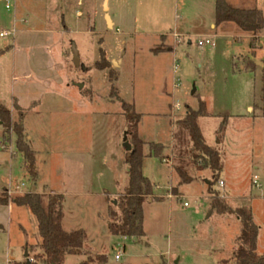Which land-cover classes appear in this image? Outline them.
Wrapping results in <instances>:
<instances>
[{"label": "rangeland", "instance_id": "374dc122", "mask_svg": "<svg viewBox=\"0 0 264 264\" xmlns=\"http://www.w3.org/2000/svg\"><path fill=\"white\" fill-rule=\"evenodd\" d=\"M63 2L15 0L7 11L0 0V32L16 28L13 38H0V103L9 109L16 99L27 110L23 126L35 153L42 206L64 195L63 230L84 233L81 254L66 256L64 264H218L230 257L240 223L211 209L210 174L193 167L187 135L174 141V122L187 106L196 110L200 103L207 115L197 124L222 161L223 185L213 188L230 207L251 211L256 253L264 254V32L253 37L230 23L209 29L214 0ZM229 2L264 15V0ZM206 39L213 45H197ZM72 43L79 68L72 62ZM156 48L166 50L155 53ZM101 51L117 74V95L111 96L107 70H86L101 60ZM116 96L140 117L139 139L163 145L168 156L166 162L143 160L153 196L142 205L141 242L106 229L109 214L119 220L117 200L127 185L123 137L132 124ZM81 97L82 105H76ZM33 102L37 106L28 110ZM6 137L0 126V142L7 147L0 149V180L29 188L14 139ZM142 151L147 155V145ZM175 166L195 179L180 183ZM10 207L8 213V205L0 203V264L33 262L41 254L36 221L27 208Z\"/></svg>", "mask_w": 264, "mask_h": 264}, {"label": "trees", "instance_id": "16d2710c", "mask_svg": "<svg viewBox=\"0 0 264 264\" xmlns=\"http://www.w3.org/2000/svg\"><path fill=\"white\" fill-rule=\"evenodd\" d=\"M226 23L235 25L241 32L253 37L264 32V15L258 8L232 5L227 0H214L215 26L218 27ZM164 50L166 49L156 48L153 51L157 53ZM1 53L2 51L0 50V55ZM249 66L251 67L250 64ZM90 68L107 70L109 82L111 83V96L113 94L117 95V90L114 86L117 74L110 70V64L105 59L103 51H101V60L86 70H90ZM116 97L121 103L123 115L129 122H132L127 131L130 151L125 154L123 159L127 172V185L117 200V208L120 214L119 220H115V214H109L110 221L107 222L106 229L112 236H121L141 242L145 237L142 205L147 198H152L153 196V185L142 173L143 160L148 157L166 162L168 156L164 154L163 145L152 142L145 143L139 139L136 126L140 117L134 113L132 105L126 104L118 96ZM36 106L37 103L33 102L28 110H32ZM12 110L16 112V120L12 119L10 110L0 103V126L3 128L8 142L13 137L15 150L22 157L23 170L27 181L31 185L23 195H16L11 199V203L15 206L27 208L36 221L41 254L36 256V259L29 264H64L66 256H78L81 254L84 233L82 230L69 232L63 230L60 196L49 197L46 207L42 206L40 195L36 191L38 171L35 153L26 140L23 126V118L27 110L20 108L16 101L13 102ZM206 115L207 111L204 103H200L196 110L187 106L182 118L174 122L177 132L174 134V141L180 140L183 133L187 135L193 167L197 171L207 170L210 174L207 191L211 198V209L218 215L235 216L240 223V233L235 239L234 250L228 259L222 260L218 264H264V254L258 255L256 253L258 228L253 223L251 211L244 207H230L219 198V192L213 188L220 181L222 161L218 152L205 143L197 124L198 118ZM226 125L227 121L224 119L220 124L219 134L224 132ZM144 145L148 147L147 155H144L142 151ZM173 169L179 177L180 183H190L195 179V177L188 175L181 166H175ZM33 187H35V191H32ZM153 200L159 201L156 197ZM0 203L8 205L7 196L3 192L2 196H0ZM99 259L102 260V263L105 262L103 256H100ZM9 264L27 263L13 262Z\"/></svg>", "mask_w": 264, "mask_h": 264}, {"label": "built area", "instance_id": "2783aa9c", "mask_svg": "<svg viewBox=\"0 0 264 264\" xmlns=\"http://www.w3.org/2000/svg\"><path fill=\"white\" fill-rule=\"evenodd\" d=\"M5 3V9L7 11H10L14 8L15 6V0H4ZM16 34V29L15 26L13 25L10 29L4 30L2 32H0V38H4V37H11L13 38ZM197 45L199 46H203V45H213L209 40H197ZM175 109L178 110V106H175ZM0 149L2 150H7V147L4 146L2 144V142H0ZM257 183V178L254 177L253 178V184L256 185ZM223 183L219 182V186L222 187ZM27 191V188L25 186L24 183H19V184H15L13 185L10 181L7 182V184L5 185V187H3V193L7 196L8 199V207H10L11 203V199L12 197L16 196V195H23L25 192ZM123 250V247H118L117 248V252L115 255V260H119L120 259V252ZM30 261V260H29ZM32 262V261H30Z\"/></svg>", "mask_w": 264, "mask_h": 264}, {"label": "crops", "instance_id": "0c3cea01", "mask_svg": "<svg viewBox=\"0 0 264 264\" xmlns=\"http://www.w3.org/2000/svg\"><path fill=\"white\" fill-rule=\"evenodd\" d=\"M50 1H58V0H50ZM59 1H61V2H63V0H59ZM179 1V0H178ZM228 2H229V0H227ZM80 2V1H79ZM256 2V1H255ZM64 3V5L66 4V2H63ZM230 3V2H229ZM236 5H238V4H236ZM243 6V5H242ZM106 9H107V6H106ZM260 10V9H259ZM262 10V9H261ZM14 15V17H15V14H13ZM109 20H110V24H111V29H113V27H114V22L109 18ZM22 23H24V24H26V21L25 20H23L22 21ZM13 26V25H12ZM11 26V27H12ZM15 26V25H14ZM10 27V28H11ZM217 26H215V24H214V20L210 23V26H209V29H211V30H214L215 28H216ZM63 28H64V30H65V32H67L68 31V27L67 26H63ZM16 29V28H15ZM46 31H49V30H46ZM175 35H176V33H174L173 35L171 34L170 36L171 37H175ZM162 37V38H161ZM161 40H163V42L164 41H166V36H160L159 37ZM188 45H190V42H188ZM259 63V62H258ZM257 63V64H258ZM262 63V62H261ZM81 94V93H80ZM79 97V96H78ZM82 97L81 98H78V100L76 99L75 100V104L76 105H82ZM14 101H16V99H13L12 101H11V105H10V107H9V110L10 111H12V105H13V102ZM17 102V101H16ZM18 104V103H17ZM32 104V103H31ZM19 106V105H18ZM20 108H21V106H19ZM247 110H249V107H247ZM24 119V118H23ZM29 139V138H28ZM10 155H11V153H10ZM9 163H10V161H9ZM22 168H23V165H22ZM25 180H27V178L25 179ZM223 183V182H222ZM3 187H5V185L1 182V180H0V188L1 189H3ZM52 194H54V193H52ZM66 194V193H65ZM57 196H60L61 197V201H60V204H61V207H62V204L64 203V199H63V196L64 195H58L57 194ZM11 212V207H8V213H10ZM168 261V260H167ZM20 262V261H19ZM163 264H166V263H164L163 262ZM167 264H168V262H167Z\"/></svg>", "mask_w": 264, "mask_h": 264}, {"label": "water", "instance_id": "95a60500", "mask_svg": "<svg viewBox=\"0 0 264 264\" xmlns=\"http://www.w3.org/2000/svg\"><path fill=\"white\" fill-rule=\"evenodd\" d=\"M71 55H72V62H73V64H74V66H75L76 68H79V66H80V60H79L78 52L76 51V48H75V46H74L73 43L71 44ZM82 70H83V67H82ZM77 86H78V88H81V87H82L81 84H79V85H77ZM126 137H127V134L125 133V134H124V137H123V144H124V148L126 149V151L129 152V151H130V145H129V143L126 141ZM207 183H208V182H207ZM32 191H35V187L32 188ZM24 257L27 258V253H25ZM26 263L29 264L30 261L27 260Z\"/></svg>", "mask_w": 264, "mask_h": 264}]
</instances>
